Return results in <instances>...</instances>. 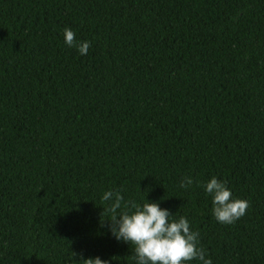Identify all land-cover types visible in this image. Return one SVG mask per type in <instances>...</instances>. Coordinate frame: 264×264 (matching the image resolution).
<instances>
[{
	"label": "trees",
	"instance_id": "16d2710c",
	"mask_svg": "<svg viewBox=\"0 0 264 264\" xmlns=\"http://www.w3.org/2000/svg\"><path fill=\"white\" fill-rule=\"evenodd\" d=\"M212 176L251 203L232 224ZM108 190L264 264V0H0V264H135Z\"/></svg>",
	"mask_w": 264,
	"mask_h": 264
},
{
	"label": "clouds",
	"instance_id": "9594fccd",
	"mask_svg": "<svg viewBox=\"0 0 264 264\" xmlns=\"http://www.w3.org/2000/svg\"><path fill=\"white\" fill-rule=\"evenodd\" d=\"M64 40L82 55H87L91 47L89 41H77L70 27L64 29ZM193 182V177L186 175L181 178L179 186L188 189ZM204 189L213 198L212 212L220 223H234L251 206L247 199L233 198L227 181L216 176L204 184ZM101 200L108 203L103 212L110 213V217L105 219L110 221V232L118 241L133 246L132 259L135 264H190L195 260L202 264H213L200 245L199 233L192 230L190 221L185 216L174 219L170 210L162 208L159 201H151L146 197L143 203L125 200L119 190L105 191ZM72 254L73 257L77 255L74 252ZM81 259L84 264H109L108 260H102L99 256Z\"/></svg>",
	"mask_w": 264,
	"mask_h": 264
}]
</instances>
